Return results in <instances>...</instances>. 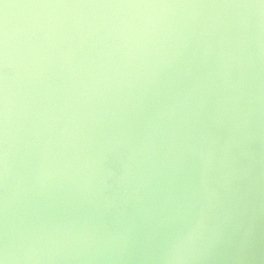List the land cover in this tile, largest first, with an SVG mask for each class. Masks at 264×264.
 I'll return each mask as SVG.
<instances>
[{
  "label": "clouds",
  "instance_id": "clouds-1",
  "mask_svg": "<svg viewBox=\"0 0 264 264\" xmlns=\"http://www.w3.org/2000/svg\"><path fill=\"white\" fill-rule=\"evenodd\" d=\"M0 264H264V0H0Z\"/></svg>",
  "mask_w": 264,
  "mask_h": 264
}]
</instances>
